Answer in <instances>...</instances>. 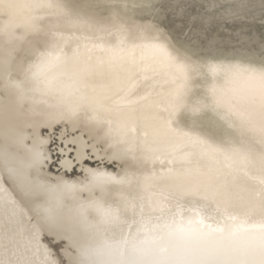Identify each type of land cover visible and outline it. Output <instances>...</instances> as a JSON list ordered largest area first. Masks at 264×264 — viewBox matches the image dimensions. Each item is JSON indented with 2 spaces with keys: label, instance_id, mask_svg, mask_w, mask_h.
I'll use <instances>...</instances> for the list:
<instances>
[{
  "label": "snow or ice",
  "instance_id": "1",
  "mask_svg": "<svg viewBox=\"0 0 264 264\" xmlns=\"http://www.w3.org/2000/svg\"><path fill=\"white\" fill-rule=\"evenodd\" d=\"M255 2L40 0L25 5L36 14L21 25L11 19L19 7L15 0H0V39L6 44L32 33L37 42H47L48 33L37 23L43 8L57 9L82 28L85 41L101 34V42L85 43V48L103 54L90 66L111 75V87L102 96L68 102L53 119L70 124L79 133L74 142L102 153L101 159L118 163L124 173L85 169L71 182L52 176L45 171L49 157L42 150L9 134L5 106L0 142V249L5 258L0 264H264V150L256 156L243 145L228 146L231 171L181 185L171 205H137L122 191L130 183L129 168L175 164L179 145L210 146L222 136L224 117L205 69L236 61L227 70L243 71L257 85L256 99L264 111V32L256 37L246 31L256 19ZM136 9L154 21L136 26L155 53L151 61L124 54L122 37L130 27L121 14ZM259 9L264 23V0H259ZM229 24L240 31L223 34ZM103 34L116 35L120 42L105 43ZM229 47L234 53L230 58L223 54ZM253 49H258V58L249 55ZM43 57L46 66L59 61L51 51ZM8 65L5 59L6 76ZM4 86L14 90L18 101L25 99L24 81L6 79ZM160 178H169L163 169ZM240 185L248 195L237 199L234 190ZM157 211L167 215L154 216ZM45 235L67 243L53 252L42 243ZM22 238L27 242L22 244Z\"/></svg>",
  "mask_w": 264,
  "mask_h": 264
},
{
  "label": "bare ground",
  "instance_id": "2",
  "mask_svg": "<svg viewBox=\"0 0 264 264\" xmlns=\"http://www.w3.org/2000/svg\"><path fill=\"white\" fill-rule=\"evenodd\" d=\"M37 2L40 0H15L19 7L13 9L11 17L13 22L23 25L30 16L36 14V10L29 9L25 5ZM43 2L55 4L58 0H43ZM38 13L40 18L37 23L42 20V31L48 33L47 42L43 40L37 42L35 33L29 34L25 40L15 41L14 44H6L0 39V137L4 136L5 132V106H7V126L11 136L22 135L26 145L29 138L31 140L34 136L35 146L39 148H45L48 143L50 146L51 138L60 142L59 156L62 160L61 169L64 172L58 171L55 174L52 171L50 173L52 176H62L65 180L76 181L84 175L85 169L114 174L113 164L119 165L118 163L107 158L101 159L102 153H95L90 147L86 149L82 142H74L73 137H79V133L70 124L53 119L60 108L68 102L79 101L82 97L102 96L111 87V75L95 71L90 66L103 54L98 50L85 48V43L91 45L93 42H101V34H93L88 41H85L84 30L66 21L57 9L43 8L39 9ZM121 15L130 27V31L122 37L124 54L129 58L135 57L138 61H151L155 53L143 40L146 33L130 38L133 24L128 22L130 15L126 13ZM19 31L24 32V28L21 27ZM63 35L72 37L67 38ZM120 39L116 35L102 36V41L105 43L118 44ZM48 51L59 56V61L54 67L42 63L43 54ZM87 57L91 59L86 60ZM5 59L9 62L10 76H6L2 71ZM33 61L35 63L31 66V70H26L27 64ZM229 63L237 62L224 60L225 67L221 68L217 65L211 70H204L209 73L207 84L215 87L216 100L219 101L218 110L224 117L221 121L222 136L210 146L179 145L176 148L178 159L175 164L157 163L154 168L152 165L129 168L130 183L123 185L122 191L130 203L138 205L143 202L147 205L149 202H160L171 205L174 202L171 197L180 194L181 185L195 184L209 176L217 175L218 172H230V161L227 159V148L230 145L248 147L256 156L264 150V130H262L264 111L261 110L256 99L257 85L243 71H228ZM161 72H164V69L161 68ZM6 79L25 82V99L18 101L14 90L6 91L4 86ZM210 102H212L211 98ZM56 128L60 131L55 132ZM43 132L48 133L47 139L41 138ZM58 133V138H55ZM71 149L73 152L70 153ZM72 155L76 164L75 160L71 159ZM95 163H98V166H95ZM74 164L81 169H72ZM100 165L102 167L99 168ZM71 169L75 173L78 171L79 176L75 179L68 177L72 173H68ZM162 169L169 178H160ZM168 169H172V172L168 173ZM145 177L150 179L146 182ZM247 195L244 185L234 190L237 199L245 198ZM114 199L121 201L122 197L115 196ZM129 214L131 215V209ZM153 215L162 216L167 213L157 211ZM50 236L55 237V235ZM26 242V238H22L21 243ZM3 258L5 253L0 249V259Z\"/></svg>",
  "mask_w": 264,
  "mask_h": 264
},
{
  "label": "rangeland",
  "instance_id": "3",
  "mask_svg": "<svg viewBox=\"0 0 264 264\" xmlns=\"http://www.w3.org/2000/svg\"><path fill=\"white\" fill-rule=\"evenodd\" d=\"M126 14L130 15L128 17V22L130 21L129 22L130 24L133 23L131 25V33H130V38H132V39L135 36H138L140 34H143V33H140V32L137 31V29H136V26L137 25H147L149 23L154 22L153 19H152V17L147 12L141 11L140 9H136V10H133L131 12L128 11V12H126ZM252 14L256 17V19L254 21L249 22L246 31L248 32L249 35H254L256 37H259L260 33L261 32H264V23H261V21L259 19V16H260L259 0H256L255 6L252 9ZM147 17H149V18H147ZM160 19L164 23H167V20H165L164 17H160ZM39 24L40 25L43 24L42 20L39 21ZM164 30L167 31L168 29H164ZM232 31L239 32L240 31L239 26L229 24V25H225L224 28L222 29L223 34H227V33L232 32ZM173 35L176 36V35H178V33L173 32ZM63 37H67L68 38V37H72V36L63 35ZM223 54L225 56H227V57H231L234 53H233V50L231 49V47H229ZM249 55L258 58L259 57L258 49H253L249 53ZM227 60H230V59H227ZM34 63H35V61L28 63L27 66H26V70H31V66L34 65ZM68 129H70L69 126H68ZM57 131L58 132L60 131L59 128H56L55 132H57ZM47 134L48 133L43 132L41 138L42 139H47V137H46ZM27 135L30 136L31 134L30 133H27ZM19 136L22 137V135H19ZM58 136H59V133H58V135L56 137L55 136L54 137L55 138H58ZM3 139H4V136L0 137V142H2ZM51 140H52V143H50L51 145L49 146V143H48L46 145V147H45L46 149L43 148V147L42 148L37 147V149L42 150L49 157V159L47 161V165H46L47 168L45 167L46 168L45 171L47 170L48 173H52V171H53L55 174L58 171H60L59 173L64 172L63 169H61V167H62V164H61L62 160H61V156H59L60 142H58L56 140H53V138H51ZM27 145L28 146L35 145V137L34 136L32 137L31 140L29 138V142H28ZM71 152H73V149L70 150V153ZM56 154H58V155H56ZM88 154H90V152H88ZM50 155L52 156V158H50L51 157ZM71 159L72 160H75V157L72 155ZM75 164H76V160H75ZM75 164H74V166H73L72 169L76 168L77 170H80L81 169L80 166L76 167ZM94 165L95 166H98V163H95ZM100 167H102V165H100L99 168ZM72 169L70 171H68V173H71L72 172ZM113 173L114 174L115 173L122 174V172H121V166L120 165H117V164L116 165L113 164ZM77 176H79L78 175V171H77V173L72 172L70 175H68V177L73 178V179H75ZM42 243H44L45 245H47L49 247V249L52 250L53 252H58L60 250L61 245L66 244L67 241L64 240V239H61L58 236L51 237L50 235H45V236L42 237Z\"/></svg>",
  "mask_w": 264,
  "mask_h": 264
}]
</instances>
